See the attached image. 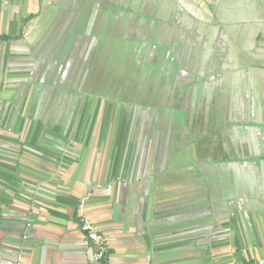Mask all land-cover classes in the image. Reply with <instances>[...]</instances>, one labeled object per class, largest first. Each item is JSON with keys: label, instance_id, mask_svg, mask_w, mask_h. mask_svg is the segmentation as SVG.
Masks as SVG:
<instances>
[{"label": "crops", "instance_id": "obj_1", "mask_svg": "<svg viewBox=\"0 0 264 264\" xmlns=\"http://www.w3.org/2000/svg\"><path fill=\"white\" fill-rule=\"evenodd\" d=\"M0 264L264 260V0H0Z\"/></svg>", "mask_w": 264, "mask_h": 264}, {"label": "built area", "instance_id": "obj_2", "mask_svg": "<svg viewBox=\"0 0 264 264\" xmlns=\"http://www.w3.org/2000/svg\"><path fill=\"white\" fill-rule=\"evenodd\" d=\"M81 229L93 249L92 264H107L109 246L106 237L86 219L82 220ZM252 264H264V260Z\"/></svg>", "mask_w": 264, "mask_h": 264}, {"label": "trees", "instance_id": "obj_3", "mask_svg": "<svg viewBox=\"0 0 264 264\" xmlns=\"http://www.w3.org/2000/svg\"><path fill=\"white\" fill-rule=\"evenodd\" d=\"M0 40L8 41V40H11V39L9 37H7V36H0Z\"/></svg>", "mask_w": 264, "mask_h": 264}]
</instances>
